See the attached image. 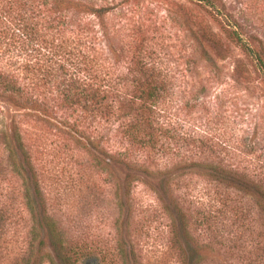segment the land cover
<instances>
[{
	"label": "rangeland",
	"instance_id": "374dc122",
	"mask_svg": "<svg viewBox=\"0 0 264 264\" xmlns=\"http://www.w3.org/2000/svg\"><path fill=\"white\" fill-rule=\"evenodd\" d=\"M19 2L34 7V39L21 48L12 67L27 91L39 99L57 95L52 74L46 77L47 83L40 80L42 72L50 69L43 64L51 59L37 50L40 44L75 62L65 60L70 69L85 68L87 73L81 70L80 76L89 74L96 84L106 80L116 85V103L130 92L137 65H143L159 77L158 82L172 86L174 94L163 106L166 114L159 118L170 124L162 133L164 147L158 149L155 160L144 162L141 157L140 165L164 167L182 154L200 160L210 150L216 155L214 161L220 158L264 181V0ZM85 6L107 8V12L99 18ZM28 112L10 110L17 113L16 122L33 145L36 125L45 127L35 124ZM58 117L81 122L84 114L66 109ZM124 121L119 107L115 116L93 118L92 131L120 154L131 147L119 132ZM40 133L44 134L42 145L58 136L54 130ZM138 151L132 147L127 158L137 160ZM76 153L73 158H79V165L69 157L39 156L34 189L40 191L47 214L56 218L69 240L85 247L81 259L86 264H183L177 230L185 231L189 241L208 243L212 253L220 248L219 257L211 253L207 264H264L258 212L238 190L220 189L192 173L174 182L178 200L188 212H167L153 187L140 180L130 184L121 204L115 179L88 166L84 155ZM1 159L0 264H20L28 257L29 241L35 247V240L29 238L31 214L23 198L27 185L10 171L0 151ZM212 205L224 207L223 212H211ZM234 207L239 212L230 211ZM120 247L127 252L125 260L118 255ZM97 254L99 260L94 259ZM40 264L53 263L46 255Z\"/></svg>",
	"mask_w": 264,
	"mask_h": 264
},
{
	"label": "trees",
	"instance_id": "16d2710c",
	"mask_svg": "<svg viewBox=\"0 0 264 264\" xmlns=\"http://www.w3.org/2000/svg\"><path fill=\"white\" fill-rule=\"evenodd\" d=\"M19 1L0 0V58L2 59L0 60V151L5 163L11 167L10 171L18 179L24 180L27 185L23 190V198L31 214L32 226L29 229V238L35 240V247L34 241H29L28 257L21 259L20 264H40L41 259L46 255L50 257L53 264H86L81 259L86 254L85 247L77 241L72 243V239L69 240L65 230L56 222V218L47 214L46 202L40 191L37 188L34 189L35 166L37 160L47 154L46 151H50L49 154L54 157L62 156L64 159L69 157L77 165L80 160L78 157L73 158L74 152L83 154L85 164L100 168L101 172L115 179L118 186L116 194L121 204L130 193V184L140 180L153 187L157 198L163 203L167 212H188L189 208L178 200L177 184L174 182L177 178L192 173L201 176L209 183H216L220 189L238 190L249 197L252 206L258 212L261 231L258 237L261 241V258L264 261L263 180H257L244 169L240 170L238 167L222 163L220 158L217 162L214 161L213 156L216 155L212 156L210 150L209 155L205 156L206 159L196 160L192 157L193 154H182L177 161L165 164L164 167L151 164L140 165L141 157L144 156V162L150 158L155 160L153 158H156L158 149L161 150L164 147L162 133L169 130L170 124H164L165 122L160 121L159 118L166 114L163 106L172 101L170 98L174 94L172 86L166 85L163 81L158 82L159 77L149 69L146 70L143 65H137L130 92H126L122 101L116 103V85L106 80H101L96 84L89 74L80 76L81 70L87 73L85 68L70 69L65 63V60H69L68 57L65 59L62 55L53 53L50 48L40 44L37 50L51 56V59L43 64L50 69L42 72L40 80L47 83L46 77L52 74L55 82L53 89L57 94L55 99L52 96L39 99L38 96L33 95V91L29 92L26 87L19 84L18 76L12 67L17 63L15 58L21 48L34 39V7L25 6ZM69 3L70 0H67V5ZM75 5L77 7V3ZM85 10L96 14L99 18L107 12V8L92 6H85ZM47 25L46 28L51 27L48 21ZM233 33L240 43L248 47L239 32L233 31ZM32 46L34 49V43ZM257 58L261 61V56L258 55ZM69 61L71 64L75 63ZM28 63L26 66H29ZM68 70H71L69 75H67ZM49 88L52 89L51 86ZM119 107L123 113V120H125L119 132L126 145L131 146L124 148V152L120 154L109 149L101 136H97L92 131L93 118L107 119L110 115L115 116ZM23 108L29 111L28 114L34 116L35 124L41 123L45 127L36 125L37 132L34 134L36 137L33 145L25 140V133L23 134V130L16 122L17 113L10 114V110L19 112ZM66 109L82 111L84 117L81 122L78 120L72 122L58 117V112ZM52 130L58 135L57 139H52L42 145L44 134L40 132L46 134ZM132 147L139 149L137 160H132L131 156L127 158ZM31 151H34V156ZM212 153L214 154V151ZM1 162L2 159L0 160V175L2 176L4 168ZM5 163L3 165H6ZM223 209L224 207L218 208L212 205L211 212H223ZM230 211L239 212L238 207ZM1 221L2 215L0 214V225ZM186 224L185 220L184 227ZM34 226L37 227L36 231ZM175 238L181 243L183 264H207V257L212 253L208 243L200 244L198 241H189L185 231L181 232V230L176 231ZM33 247L36 253L35 262L32 255ZM214 252H216L217 259L221 254L220 248H214L212 254ZM118 255L125 260L127 252L120 247ZM94 259L99 260V254Z\"/></svg>",
	"mask_w": 264,
	"mask_h": 264
}]
</instances>
